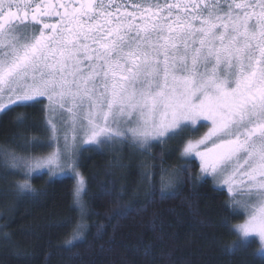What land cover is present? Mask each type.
Instances as JSON below:
<instances>
[{
    "label": "snow or ice",
    "instance_id": "snow-or-ice-1",
    "mask_svg": "<svg viewBox=\"0 0 264 264\" xmlns=\"http://www.w3.org/2000/svg\"><path fill=\"white\" fill-rule=\"evenodd\" d=\"M41 97L86 121L85 142L99 148L167 143L210 121L183 154L240 194L226 201L247 214L235 230L264 241V0H0V111ZM3 157L29 167L6 145ZM85 186L80 176L73 189L82 213Z\"/></svg>",
    "mask_w": 264,
    "mask_h": 264
},
{
    "label": "trees",
    "instance_id": "trees-1",
    "mask_svg": "<svg viewBox=\"0 0 264 264\" xmlns=\"http://www.w3.org/2000/svg\"><path fill=\"white\" fill-rule=\"evenodd\" d=\"M40 105L14 106L0 115V152L42 137ZM190 137L153 144L142 162L128 151L115 157L83 149L78 169L88 214L75 242L81 221L76 180L47 172L26 179L0 154V264H264L257 243L235 230L244 216L226 203L233 201L227 191L200 179L196 160L181 158ZM170 174L176 183L165 191L161 178ZM19 183L35 191L21 193Z\"/></svg>",
    "mask_w": 264,
    "mask_h": 264
},
{
    "label": "rangeland",
    "instance_id": "rangeland-1",
    "mask_svg": "<svg viewBox=\"0 0 264 264\" xmlns=\"http://www.w3.org/2000/svg\"><path fill=\"white\" fill-rule=\"evenodd\" d=\"M40 99L44 100V103H42L40 106L44 110V128L42 130V137H35L30 138L29 141H21V146L15 148V150H12L16 152L17 154L25 157H29L26 163L29 165L28 168H26L24 171L17 170L15 168L9 167V169L14 170L15 172L21 174L24 178L25 177V171L28 173V178L32 177L33 175L37 173L47 172L51 177H66L71 176L77 181L79 180V177L82 176L80 170L78 169V159L81 151L85 148H96V149H104L108 152H111L115 157H117L116 154L121 155L125 154V151H128V156L132 160H140L146 161L148 156V151L150 147L153 144L156 143H162L157 141H150L148 145H146L143 148H134L128 144L124 145H118L116 147H104L99 148L95 145L88 144L85 142V135H84V127L83 125L86 123V121H83L82 118L78 120L75 124L72 122V118L70 114L67 112V110H58L56 113H51L48 109V102L46 98L41 97ZM17 105H9L8 108L4 109L3 111H0V115L4 113L6 110H8L11 107H14ZM51 121V125H55L54 128L51 127L50 124L47 122ZM206 125V127H200V125ZM211 126L210 121L201 119L196 124H193L191 129H189L185 134L187 136L193 137L191 140L187 141L182 147H181V158L187 159V160H196V162L199 165V178H208L212 180L218 188L224 189L227 191L229 196L234 200L240 198V194L237 193L235 196L233 194L228 192L227 186L223 185L221 183V178L219 176H213L210 174H206L201 170L199 158L195 157L194 155H184L183 154V148L186 147L187 143L189 142H195L199 140L207 131L208 128ZM51 128V130H49ZM198 129V130H197ZM190 137V138H191ZM176 141V140H175ZM178 142V141H177ZM203 148V146H201ZM56 152H59L60 154V160L59 164H53L51 167H43V168H32L30 165L34 163V160L36 158H44L51 154H54ZM2 154V160L4 161L3 152H0ZM71 173V175L69 174ZM173 175H166L164 178V189L165 191L171 190L174 187V183L176 181L174 180L173 183H168V178ZM142 177H145V173L142 174ZM86 185V182H85ZM86 190V186H85ZM84 190V192H85ZM83 200H84V193H83ZM77 205V204H76ZM79 214H81V221L80 224L84 225V217L87 216L88 212L85 207L83 213L81 211V208L79 205H77ZM244 220L241 223H237L235 228L238 227L240 224L244 223L247 219V214L243 213ZM84 228V227H83ZM80 230L79 235H73L71 240L72 242L78 241L82 239V233ZM240 238L244 241H254L257 243L258 248L260 247V240L259 237L256 235L243 237L242 234H239ZM71 244V242H70ZM264 256V255H261Z\"/></svg>",
    "mask_w": 264,
    "mask_h": 264
},
{
    "label": "clouds",
    "instance_id": "clouds-1",
    "mask_svg": "<svg viewBox=\"0 0 264 264\" xmlns=\"http://www.w3.org/2000/svg\"><path fill=\"white\" fill-rule=\"evenodd\" d=\"M228 246L232 247L233 242L229 241ZM255 251H256V255H264V241H260V247L256 249Z\"/></svg>",
    "mask_w": 264,
    "mask_h": 264
},
{
    "label": "flooded vegetation",
    "instance_id": "flooded-vegetation-1",
    "mask_svg": "<svg viewBox=\"0 0 264 264\" xmlns=\"http://www.w3.org/2000/svg\"><path fill=\"white\" fill-rule=\"evenodd\" d=\"M117 3H120L121 0H116ZM131 2H136V0H131ZM161 2H163V0H161ZM221 3L223 4V0H221ZM224 7H226V4L224 5ZM131 10V9H129Z\"/></svg>",
    "mask_w": 264,
    "mask_h": 264
}]
</instances>
